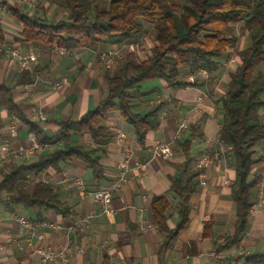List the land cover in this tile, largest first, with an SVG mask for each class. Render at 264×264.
I'll return each mask as SVG.
<instances>
[{
	"label": "crops",
	"instance_id": "obj_1",
	"mask_svg": "<svg viewBox=\"0 0 264 264\" xmlns=\"http://www.w3.org/2000/svg\"><path fill=\"white\" fill-rule=\"evenodd\" d=\"M11 6H17L29 15L39 10L52 16L60 9L66 13L64 0H12ZM0 17L7 45L29 44L21 40L22 23L18 16L9 9L5 13L0 11ZM141 42L142 51H134L132 44L121 47L114 44L105 48H120L122 60L130 53L132 58L137 52L139 55L150 53L152 42ZM36 47L38 63L32 72L0 59V145L7 141L14 150L30 146L32 132L9 111L10 100L28 119L52 135L60 123L79 119L88 109H94L106 94L109 76L117 70L118 63L112 68L104 65L99 57L100 51ZM229 53L220 59V67L214 75L198 77L194 86L176 89L165 80L155 78L150 84L143 85L141 92H134L131 103L136 111L146 113L161 105L159 127L148 132L144 147L138 143L133 126L122 118L120 111L116 109L110 113L104 126L111 138L99 144L105 149L101 159L105 168L104 179L96 180L92 169L77 157L61 163L59 168H48L41 179L61 188L62 199L71 205V216L64 218L53 210L15 205L4 191L0 192V264H241L243 258L238 259L239 256L264 252V207L251 214L246 234L237 246L222 252L216 249L217 243L233 233L236 213L231 196L235 172L218 143L222 114L217 102L227 89L229 73L237 66L235 49H230ZM63 78L67 81L60 88H54V82ZM27 84L31 86L26 87ZM38 112H42L46 119L34 120L33 115ZM182 122L189 127L196 125L204 133L202 139L192 142L189 164H185L186 155L178 145L179 140L190 138L189 127L178 133ZM12 124L16 125L15 132L9 129ZM120 132L126 134L125 143L130 146L131 154L126 155L123 142L118 141ZM73 137L93 145L88 134ZM168 141L172 143L170 158L152 155L154 145ZM263 143L264 140L258 153ZM46 150L48 147L14 160L34 163ZM204 154H211L214 160L207 169L206 185H201L197 163ZM124 161H128L132 170L113 196L114 212L104 213L94 198V192L117 177L119 164ZM139 162H144L145 167L134 168ZM254 173L259 174L257 166H254ZM75 178L83 180V188L75 184ZM173 178H181L184 182L191 178L196 190L190 195L187 226L165 244L164 233L152 219L151 204L155 196H166L170 202L166 211L168 225L170 228L178 225L180 199L172 189ZM27 186L32 191L34 182ZM20 214L28 216L34 227H23L18 221ZM86 214L94 215L90 228L80 227L69 232L67 227L77 217ZM207 222H211L212 234L204 236ZM51 223L60 224V227ZM40 234L43 237H39ZM67 243L73 253L68 262L59 258L44 262L38 252L39 249L57 251ZM79 247L85 248L84 251H77ZM212 252L216 253L215 258L209 255Z\"/></svg>",
	"mask_w": 264,
	"mask_h": 264
},
{
	"label": "trees",
	"instance_id": "obj_2",
	"mask_svg": "<svg viewBox=\"0 0 264 264\" xmlns=\"http://www.w3.org/2000/svg\"><path fill=\"white\" fill-rule=\"evenodd\" d=\"M65 8L67 17L62 19H53L44 10L32 15L23 13L17 6H11L10 10L22 23L21 40L35 46L101 51L108 45L132 44L134 51H142L141 39L149 30L152 32L151 52L143 55L137 52L133 58L132 53L127 54L109 76L106 94L99 104L79 119L60 123L52 135L46 134L10 100L9 111L28 126L38 142L48 144V150L34 163L11 160L2 168L0 192L4 191L15 205L53 210L64 218L71 216V205L62 199L61 188L41 179L48 168H59L61 163L77 157L92 169L96 180L104 179L101 159L105 149L99 144L111 138L104 126L110 113L118 109L122 118L133 126L138 143L144 147L148 132L159 127L161 105L146 113L136 111L131 103L134 92H141L144 83L155 78L165 80L176 89L194 86L197 80L193 83L188 80L191 73L205 68L214 75L220 67V59L228 55L230 49H237V66L229 73L227 89L217 102L222 114L218 140L226 146L225 155L235 172L231 196L236 213L233 233L217 243L216 249L222 252L237 246L246 234L255 205L259 174L254 173V166L259 160L258 147L264 140L261 120L264 0H69ZM0 42L6 43L1 17ZM189 131L190 138L178 141L186 155L185 164L191 162L193 140L204 137L196 125H191ZM77 134L90 135L93 145L74 139ZM32 181L34 187L29 191L27 185ZM172 189L180 199V221L175 228L168 225L166 211L170 202L167 197L155 196L151 204L152 219L164 233L165 244L187 226L189 199L196 185L191 178L185 182L173 178ZM210 224L206 223L204 236L212 234ZM242 258L241 264H264V252L238 257Z\"/></svg>",
	"mask_w": 264,
	"mask_h": 264
},
{
	"label": "built area",
	"instance_id": "obj_3",
	"mask_svg": "<svg viewBox=\"0 0 264 264\" xmlns=\"http://www.w3.org/2000/svg\"><path fill=\"white\" fill-rule=\"evenodd\" d=\"M12 0H0V11L8 12L10 9V4ZM99 57L103 61L104 65L107 68H112L115 66L119 60L122 58V51L118 47H110L99 52ZM0 59H4L12 65L17 66L19 69L27 72H32L35 66L38 63V49L37 47L29 43L28 45H7L6 43L0 42ZM210 72L205 68H199L197 73H191L188 76V80L193 83L198 77L208 78ZM66 78H63L62 81L54 82V88H60L65 82ZM31 84H27L26 87H30ZM201 96L199 97V101ZM34 120H45L46 117L42 112L34 113ZM189 124L186 122L180 123L178 127V133L183 130L188 129ZM10 131H16V125L12 124L10 126ZM32 142L28 147H22L18 150H14L9 142L5 141L0 145V169L4 168L11 160L24 158L27 155L44 149L48 146L46 143H40L37 141L35 135L31 134ZM118 141L123 142V149L126 155L131 154V148L128 144L125 143L126 134L120 132L117 136ZM220 151L223 152L226 149V146L218 140ZM151 153L153 156L161 157L163 159L170 158L172 154V143L171 142H160L154 145L151 148ZM218 153V152H217ZM259 160L256 162L255 166L259 170V179L255 184L256 192V201L254 207L251 209V214L255 213L257 209L264 207V143L260 152L258 153ZM214 157L211 154H204L197 165L200 168L199 172V183L201 185H206L207 181V169L213 163ZM145 163L139 162L135 165L134 168H144ZM119 173L117 177L106 187L98 189L94 192L95 200L100 204L102 212L112 213L114 212V207L112 204L113 196L120 190L123 184L127 181L128 175L132 170V167L128 161L121 162L119 164ZM75 184H78L81 188L84 187L83 180L81 178L74 179ZM93 214L81 215L73 221V223L67 227L69 232H73L80 227L90 228ZM18 221L25 228H33L34 222L25 214H20L18 216ZM54 227H60V224L51 223ZM148 227H152V224H148ZM39 237H43V234H40ZM85 248L79 247L77 251H84ZM38 252L41 255V258L44 262L50 259H62L64 262H68L72 258V247L67 243L63 245L59 250L55 251L52 249H39ZM212 258H215L217 255L215 252L209 254Z\"/></svg>",
	"mask_w": 264,
	"mask_h": 264
},
{
	"label": "rangeland",
	"instance_id": "obj_4",
	"mask_svg": "<svg viewBox=\"0 0 264 264\" xmlns=\"http://www.w3.org/2000/svg\"><path fill=\"white\" fill-rule=\"evenodd\" d=\"M61 1H63V0H61ZM65 2L66 1H69V0H64ZM83 1H88V0H83ZM99 1H101V2H106L107 0H99ZM66 14H67V11H66V13H64V10L63 9H60L56 14H55V16H53L52 18L53 19H62V18H66L67 16H66ZM46 15H49V14H47L46 13ZM52 16V15H51ZM152 32L150 33V31L148 30L147 32H145V34L142 36V39L141 40H143V41H146V42H148V41H151L152 40ZM142 43V42H141ZM241 44H243V39H242V41H241V43H240V45ZM141 51V50H140ZM235 51H236V49H235ZM141 55H143V53L141 54ZM151 82H153V80H151V81H147L146 83H144V85L146 86L147 84H150ZM263 112H264V109L262 110V114H263ZM261 114V120L264 122V116Z\"/></svg>",
	"mask_w": 264,
	"mask_h": 264
}]
</instances>
